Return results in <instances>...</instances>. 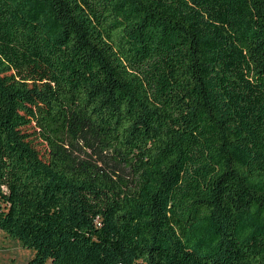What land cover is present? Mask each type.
I'll use <instances>...</instances> for the list:
<instances>
[{
	"label": "trees",
	"instance_id": "16d2710c",
	"mask_svg": "<svg viewBox=\"0 0 264 264\" xmlns=\"http://www.w3.org/2000/svg\"><path fill=\"white\" fill-rule=\"evenodd\" d=\"M0 229L30 264H264V0H0Z\"/></svg>",
	"mask_w": 264,
	"mask_h": 264
},
{
	"label": "rangeland",
	"instance_id": "374dc122",
	"mask_svg": "<svg viewBox=\"0 0 264 264\" xmlns=\"http://www.w3.org/2000/svg\"><path fill=\"white\" fill-rule=\"evenodd\" d=\"M33 131V128H29ZM35 140V145L42 153H46V145L40 138L31 136ZM35 251L26 248L21 241L8 236L0 229V260L1 264H30Z\"/></svg>",
	"mask_w": 264,
	"mask_h": 264
}]
</instances>
